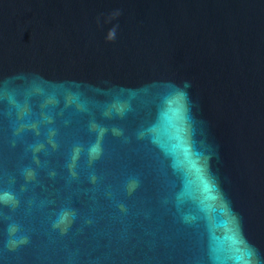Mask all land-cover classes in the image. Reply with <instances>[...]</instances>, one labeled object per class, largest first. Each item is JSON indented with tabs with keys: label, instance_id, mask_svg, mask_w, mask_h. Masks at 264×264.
I'll return each instance as SVG.
<instances>
[{
	"label": "water",
	"instance_id": "95a60500",
	"mask_svg": "<svg viewBox=\"0 0 264 264\" xmlns=\"http://www.w3.org/2000/svg\"><path fill=\"white\" fill-rule=\"evenodd\" d=\"M0 264H264V0H0Z\"/></svg>",
	"mask_w": 264,
	"mask_h": 264
}]
</instances>
